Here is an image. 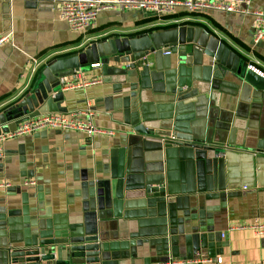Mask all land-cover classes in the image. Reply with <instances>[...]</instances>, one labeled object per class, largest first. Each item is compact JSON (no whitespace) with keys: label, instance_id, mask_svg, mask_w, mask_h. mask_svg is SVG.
<instances>
[{"label":"crops","instance_id":"1","mask_svg":"<svg viewBox=\"0 0 264 264\" xmlns=\"http://www.w3.org/2000/svg\"><path fill=\"white\" fill-rule=\"evenodd\" d=\"M249 1L264 9V0ZM184 15L107 8L77 32L59 18L57 0H0V35L10 33L0 45V110L48 62L184 22L206 26L240 56L242 71L252 65L264 75V38L253 42L251 15ZM77 79L87 83L63 90L60 114L89 112L111 133L87 139L48 129L4 142L0 183L10 185L0 186V264L9 248L81 235L97 237L99 264H185L201 255L264 264V235L229 229L264 222V156L240 151L264 133V93L191 46L134 63L106 57Z\"/></svg>","mask_w":264,"mask_h":264},{"label":"water","instance_id":"2","mask_svg":"<svg viewBox=\"0 0 264 264\" xmlns=\"http://www.w3.org/2000/svg\"><path fill=\"white\" fill-rule=\"evenodd\" d=\"M187 46L212 57L216 63L229 69L235 76L240 75L246 83L264 93V75L249 66L242 71L240 56L207 28L178 25L131 38L109 37L91 43L75 54L48 62L36 74L31 86L16 101L0 110V132L13 131L20 121L43 113H65L66 109L60 106L64 97L62 80L73 76L77 68L92 67L103 58L117 55H125L127 60L134 63L158 50H168L170 54L179 53L181 56L186 54ZM51 104L55 105V111H50ZM138 126L143 130V126ZM179 138L191 139L190 136ZM258 138L255 146L240 151L245 155L263 157L264 133L259 134ZM100 251L96 236L52 237L27 247L9 248L6 264H99Z\"/></svg>","mask_w":264,"mask_h":264},{"label":"built area","instance_id":"3","mask_svg":"<svg viewBox=\"0 0 264 264\" xmlns=\"http://www.w3.org/2000/svg\"><path fill=\"white\" fill-rule=\"evenodd\" d=\"M249 0H57L59 18L67 26L77 32H84L96 20L98 13L107 8H120L123 10H143L157 15H171L177 8L186 11L181 21H188L190 14L202 10H218L239 14H249L253 17V42L256 43L264 38V9H251ZM178 21V20H173ZM10 40V33L0 35V45ZM163 54H169L168 50H161ZM98 64L92 65L97 66ZM250 68H254L249 65ZM255 69V68H254ZM82 70L77 68L73 75L78 78ZM72 76L62 80V90L85 85L87 82ZM95 80H91L94 82ZM89 82V81H88ZM72 113L68 115L60 113H43L20 121L13 131L0 132V159L4 156L3 144L6 140L17 138L25 134H35L48 129L60 131H75L83 133L87 139H91L98 133H111L94 125L91 113ZM33 184V181L27 182ZM8 182H1L0 186H9ZM251 228L255 234L264 235V222H256L251 225L231 226L229 229ZM222 264V258L217 256L213 259L206 256H199L186 260L185 264H197L199 262H210V264ZM172 264V263H171Z\"/></svg>","mask_w":264,"mask_h":264},{"label":"trees","instance_id":"4","mask_svg":"<svg viewBox=\"0 0 264 264\" xmlns=\"http://www.w3.org/2000/svg\"><path fill=\"white\" fill-rule=\"evenodd\" d=\"M185 24H189V25H198V23H194V22H184ZM183 23V24H184ZM199 25H201V24H199ZM204 27H206V26H204ZM35 79V78H34ZM33 82H34V80H33ZM32 82V83H33Z\"/></svg>","mask_w":264,"mask_h":264}]
</instances>
